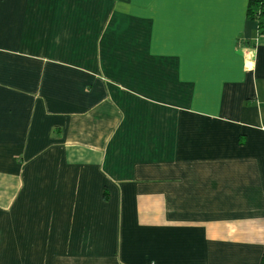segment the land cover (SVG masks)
<instances>
[{
	"label": "crops",
	"instance_id": "0c3cea01",
	"mask_svg": "<svg viewBox=\"0 0 264 264\" xmlns=\"http://www.w3.org/2000/svg\"><path fill=\"white\" fill-rule=\"evenodd\" d=\"M248 1L0 0V264H261Z\"/></svg>",
	"mask_w": 264,
	"mask_h": 264
},
{
	"label": "trees",
	"instance_id": "16d2710c",
	"mask_svg": "<svg viewBox=\"0 0 264 264\" xmlns=\"http://www.w3.org/2000/svg\"><path fill=\"white\" fill-rule=\"evenodd\" d=\"M247 18L256 23L259 32H264V0L248 1ZM261 264H264V256Z\"/></svg>",
	"mask_w": 264,
	"mask_h": 264
}]
</instances>
